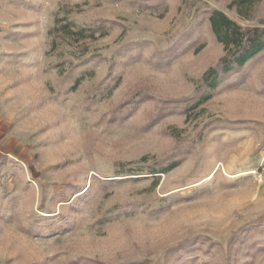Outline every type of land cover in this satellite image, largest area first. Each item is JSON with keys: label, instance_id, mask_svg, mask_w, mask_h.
<instances>
[{"label": "rangeland", "instance_id": "obj_1", "mask_svg": "<svg viewBox=\"0 0 264 264\" xmlns=\"http://www.w3.org/2000/svg\"><path fill=\"white\" fill-rule=\"evenodd\" d=\"M0 0V264H264V0ZM221 71V69H220Z\"/></svg>", "mask_w": 264, "mask_h": 264}, {"label": "trees", "instance_id": "obj_2", "mask_svg": "<svg viewBox=\"0 0 264 264\" xmlns=\"http://www.w3.org/2000/svg\"><path fill=\"white\" fill-rule=\"evenodd\" d=\"M251 0H234L233 3L244 5ZM211 29L218 41L225 47L221 58V68L211 67L206 76L227 73L244 66L248 60L264 50V29L260 27L243 28L237 21L219 9H214L209 15ZM221 69V71H220Z\"/></svg>", "mask_w": 264, "mask_h": 264}]
</instances>
